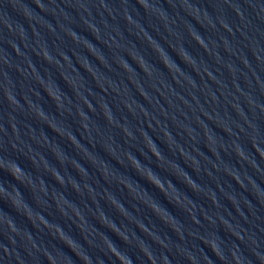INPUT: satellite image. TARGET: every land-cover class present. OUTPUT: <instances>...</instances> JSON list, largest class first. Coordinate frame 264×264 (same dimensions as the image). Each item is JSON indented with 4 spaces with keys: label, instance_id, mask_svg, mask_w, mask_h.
Wrapping results in <instances>:
<instances>
[{
    "label": "water",
    "instance_id": "water-1",
    "mask_svg": "<svg viewBox=\"0 0 264 264\" xmlns=\"http://www.w3.org/2000/svg\"><path fill=\"white\" fill-rule=\"evenodd\" d=\"M0 264H264V0H0Z\"/></svg>",
    "mask_w": 264,
    "mask_h": 264
},
{
    "label": "clouds",
    "instance_id": "clouds-1",
    "mask_svg": "<svg viewBox=\"0 0 264 264\" xmlns=\"http://www.w3.org/2000/svg\"><path fill=\"white\" fill-rule=\"evenodd\" d=\"M45 58L47 59V56H45ZM13 175L15 176L16 179H18L15 174H13ZM213 251L215 252V248H213ZM117 259H119V257H117Z\"/></svg>",
    "mask_w": 264,
    "mask_h": 264
}]
</instances>
